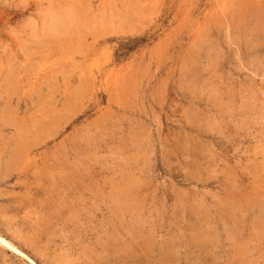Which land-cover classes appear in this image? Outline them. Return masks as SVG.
<instances>
[{
	"label": "rangeland",
	"instance_id": "374dc122",
	"mask_svg": "<svg viewBox=\"0 0 264 264\" xmlns=\"http://www.w3.org/2000/svg\"><path fill=\"white\" fill-rule=\"evenodd\" d=\"M131 263L264 264V0H0V264Z\"/></svg>",
	"mask_w": 264,
	"mask_h": 264
},
{
	"label": "bare ground",
	"instance_id": "6f19581e",
	"mask_svg": "<svg viewBox=\"0 0 264 264\" xmlns=\"http://www.w3.org/2000/svg\"><path fill=\"white\" fill-rule=\"evenodd\" d=\"M142 1V0H141ZM137 12V11H136ZM126 16V15H125ZM134 16V15H133ZM136 19V18H135ZM126 21V20H125ZM137 21V20H136ZM83 26V25H82ZM49 38V37H48ZM3 75V74H2ZM11 76V75H10ZM6 90V89H5ZM9 96H10V94H9ZM1 100H3V99H1ZM6 109V108H5ZM5 113V112H4ZM49 115V114H48ZM2 116V115H1ZM37 117V116H36ZM5 121H6V119H5ZM2 123H4V122H2ZM42 123V122H41ZM40 123V124H41ZM31 124V123H30ZM25 126V125H24ZM32 126V125H31ZM36 126V125H35ZM26 127V126H25ZM45 128H46V126H45ZM22 130V129H21ZM24 130V129H23ZM26 130V129H25ZM31 130V129H30ZM36 131H38L37 129H35ZM52 130V129H51ZM33 131V130H32ZM35 131V132H36ZM15 132H16V130H15ZM17 133V132H16ZM27 132H25V134H26ZM19 134V133H18ZM20 135V134H19ZM42 136V135H41ZM49 136V135H48ZM34 137V136H33ZM20 139V138H19ZM23 142V141H22ZM29 143V142H28ZM22 145H23V143H22ZM25 145V144H24ZM27 145V144H26ZM2 148V147H1ZM24 151V150H23ZM16 152V151H15ZM13 155V154H12ZM5 158V157H4ZM16 158V157H15ZM7 163V162H6ZM15 163V162H14ZM6 170V169H5ZM4 170V171H5ZM7 170H8V168H7ZM62 172V171H61ZM35 174V173H34ZM9 175V174H8ZM34 176V175H33ZM35 178V177H34ZM28 183V182H27ZM55 183V182H54ZM96 189V188H95ZM56 195V194H55ZM98 239V238H97ZM27 243H28V241H27ZM33 244V243H32ZM129 248V247H128ZM132 264V263H131Z\"/></svg>",
	"mask_w": 264,
	"mask_h": 264
}]
</instances>
